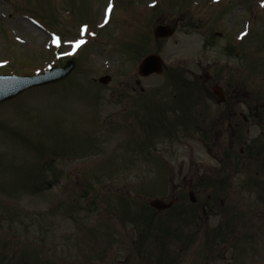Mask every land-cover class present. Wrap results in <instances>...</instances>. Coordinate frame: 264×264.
<instances>
[{
  "label": "rangeland",
  "instance_id": "obj_1",
  "mask_svg": "<svg viewBox=\"0 0 264 264\" xmlns=\"http://www.w3.org/2000/svg\"><path fill=\"white\" fill-rule=\"evenodd\" d=\"M159 24L175 33L155 40ZM151 53L165 68L139 78ZM67 58L75 67L66 79L0 104V264H264V228L250 227L263 226L257 193L240 195L244 229L229 231L217 209L201 214L212 189L197 190L192 177L214 163L197 136L169 140L158 126L181 118L176 104L196 90L174 81L175 90L169 75L210 76L207 93L192 98L229 83L250 105L264 103V0H0V73L34 75ZM248 125L249 141L258 139L264 116ZM155 198L172 207L154 212Z\"/></svg>",
  "mask_w": 264,
  "mask_h": 264
},
{
  "label": "flooded vegetation",
  "instance_id": "obj_2",
  "mask_svg": "<svg viewBox=\"0 0 264 264\" xmlns=\"http://www.w3.org/2000/svg\"><path fill=\"white\" fill-rule=\"evenodd\" d=\"M197 79L199 92L206 94L205 84L211 77L202 74ZM214 87H218L220 97L212 95L185 99L187 106L182 109L180 131L185 138L197 136L196 145L204 150L206 157L214 163L199 169L198 176L192 177L198 180L195 183L197 190L205 192L207 188L212 189V195L208 194L202 198L200 213L212 215L217 209L218 213L227 217L228 230L234 232L240 228L244 229L245 225H250L249 214L243 213L247 204L244 200L241 201L240 195L246 194L247 191L256 192L257 201L263 205L264 212V130L258 139L250 141L248 139L249 118L264 116V103L259 106L250 105L245 97L238 95L239 93L233 90L228 92L229 83L222 86L217 84ZM251 165L253 166L250 168ZM249 173L253 176L248 177ZM190 178L191 175L189 177L185 175L183 180ZM189 194L192 195L193 202L190 201ZM223 194L229 204L227 212H223L221 208L222 202H225V198L221 196ZM188 200L191 204L196 202L192 191L188 193ZM193 214L196 218L197 213ZM258 217L262 216L258 214ZM250 227L251 232L264 228V220L263 226L252 222ZM250 230L249 228L245 233H249ZM248 238L250 237L245 240ZM229 244L234 247V244L240 245L241 242Z\"/></svg>",
  "mask_w": 264,
  "mask_h": 264
},
{
  "label": "water",
  "instance_id": "obj_3",
  "mask_svg": "<svg viewBox=\"0 0 264 264\" xmlns=\"http://www.w3.org/2000/svg\"><path fill=\"white\" fill-rule=\"evenodd\" d=\"M155 38H165L173 34V30L167 26H157L153 30ZM162 61L157 55H150L146 57L138 67V74L141 77H147L151 74H159L161 72ZM74 67V62L69 61L64 67L51 68L47 72H44L37 76L21 77V76H0V103L13 99L22 92L58 81L66 78ZM100 83L106 84L109 82L108 77L99 79ZM213 93L218 95L216 89H213ZM149 206L156 210L168 209L171 204H165L159 200H153L149 202Z\"/></svg>",
  "mask_w": 264,
  "mask_h": 264
},
{
  "label": "trees",
  "instance_id": "obj_4",
  "mask_svg": "<svg viewBox=\"0 0 264 264\" xmlns=\"http://www.w3.org/2000/svg\"><path fill=\"white\" fill-rule=\"evenodd\" d=\"M179 82H180V84H183V85H186V83H185V81L184 80H179ZM174 88H175V90H177V91H179L180 90V87L179 86H177L176 84H175V86H174ZM122 203V202H121ZM126 207H129V205H127ZM123 210H125V209H123ZM126 211V210H125ZM127 212V211H126ZM129 212V211H128ZM124 215H127V213H123ZM129 215H130V218H132V220L136 223V224H142L143 225V223L142 222H146L147 220L145 219L144 221H140V219L139 218H141V216L140 215H136L135 213L133 214L132 212H130L129 213ZM151 220H153L152 218H151ZM151 220H148V224L147 223H145L146 225H148V228H147V232H150L151 230H152V225H153V222L151 221ZM164 224V223H163ZM163 224H162V227H166L165 225L163 226ZM159 230V228L157 229V231ZM156 231V232H157ZM163 232V231H162ZM169 232V229L167 228L166 229V231L164 232V233H168ZM155 259V261H156V258H154Z\"/></svg>",
  "mask_w": 264,
  "mask_h": 264
},
{
  "label": "snow or ice",
  "instance_id": "obj_5",
  "mask_svg": "<svg viewBox=\"0 0 264 264\" xmlns=\"http://www.w3.org/2000/svg\"><path fill=\"white\" fill-rule=\"evenodd\" d=\"M77 43H79V41Z\"/></svg>",
  "mask_w": 264,
  "mask_h": 264
}]
</instances>
